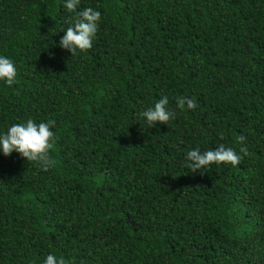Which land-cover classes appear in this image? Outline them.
<instances>
[{
  "label": "trees",
  "instance_id": "16d2710c",
  "mask_svg": "<svg viewBox=\"0 0 264 264\" xmlns=\"http://www.w3.org/2000/svg\"><path fill=\"white\" fill-rule=\"evenodd\" d=\"M65 3L0 0V135L56 122L49 171L0 150V264H264V0H81L101 19L75 56ZM221 143L250 155L191 172Z\"/></svg>",
  "mask_w": 264,
  "mask_h": 264
},
{
  "label": "clouds",
  "instance_id": "9594fccd",
  "mask_svg": "<svg viewBox=\"0 0 264 264\" xmlns=\"http://www.w3.org/2000/svg\"><path fill=\"white\" fill-rule=\"evenodd\" d=\"M80 2L81 0H66L64 4L70 13H75V19L73 23L72 17H69L68 22L71 26L67 28L65 35L61 38L60 47L70 51L72 56L78 55L79 52H87L92 48L98 31V22L101 19V13L91 7L77 11ZM16 76L17 70L14 62L0 55V81H4L7 86L11 87L17 83ZM168 103L167 96H163L155 103L154 107H149L138 114L140 120L146 121L151 128L158 124L167 125L175 117V113L168 110ZM176 103L181 110L185 109V105L190 110H194L198 106L194 98L183 96L178 97ZM55 123V120H49L47 123L37 124L29 119L26 123L13 124L5 134L0 135V150L4 156L9 157L13 152H17L30 164L35 163L47 172L56 166V161L50 154L56 143V135L51 130ZM220 138H224L223 133L220 134ZM245 140L244 135L239 137L241 145H244ZM240 153L243 155H238L231 147L226 148L223 143L219 144L216 149L203 153L199 148H196L186 152V160L190 162L187 167L193 173L208 168L214 163L217 165L230 164L235 167L244 157L250 155L246 146L240 147ZM200 173L203 174L201 171ZM44 264H68V262L63 257L57 259L54 255H48Z\"/></svg>",
  "mask_w": 264,
  "mask_h": 264
}]
</instances>
